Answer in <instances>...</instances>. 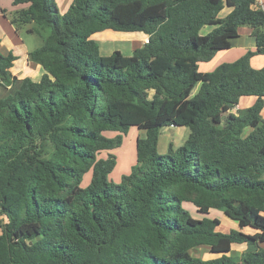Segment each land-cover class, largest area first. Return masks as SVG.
Masks as SVG:
<instances>
[{
    "label": "trees",
    "instance_id": "obj_1",
    "mask_svg": "<svg viewBox=\"0 0 264 264\" xmlns=\"http://www.w3.org/2000/svg\"><path fill=\"white\" fill-rule=\"evenodd\" d=\"M11 1L23 6L15 31L48 34L27 53L38 81L13 75L16 56L0 53V264H264V66L249 63L264 55V11L254 0H72L62 15L55 0ZM240 26L254 50L199 71ZM105 29L148 39L102 56L91 35ZM249 95L252 106L230 112ZM168 126L190 132L158 154ZM129 127L144 135L112 183L107 151ZM219 211L239 229L220 231ZM233 244L246 246L240 257ZM200 246L218 255H194Z\"/></svg>",
    "mask_w": 264,
    "mask_h": 264
},
{
    "label": "rangeland",
    "instance_id": "obj_2",
    "mask_svg": "<svg viewBox=\"0 0 264 264\" xmlns=\"http://www.w3.org/2000/svg\"><path fill=\"white\" fill-rule=\"evenodd\" d=\"M71 0H55L56 6H57V10L59 15H62L67 8L62 9L65 5H67ZM71 3V2H70ZM12 6V5H11ZM18 9L21 8H17V9H9L6 12V17L8 19V21L10 20V18L12 17V15H14V12ZM228 12V8L224 7L219 16L220 17H224L226 15V13ZM13 27V25H12ZM26 26H24L23 28H20L17 30V34L18 36L21 37V39L24 41L25 46L28 47V49H34L39 47L43 41H44V37L48 34V30L43 31L42 35H38V34H34V33H27L26 32ZM242 27V26H240ZM211 30L210 26H205L201 29V34H206L207 32H209ZM111 32L113 30H110ZM115 32V31H113ZM118 33L121 37H114L112 35V37H114L115 39L111 40V38H107L105 37V35H96L94 38H92L93 40H95V42L98 45L99 48V54L100 55H109L111 48H107V45H111V47H113V45H116L115 47L118 46V44H125L122 41L124 40L125 35L130 37L129 39L131 41L139 40V37H137V35L139 34V32H116ZM123 37V38H122ZM0 39H2V36H0ZM3 40V39H2ZM112 41V42H111ZM120 47V46H118ZM123 53H125L124 51H122ZM126 55V54H124ZM129 56V55H128ZM240 57V56H239ZM17 76V75H15ZM22 78V77H19ZM246 132L248 131V129L246 128L245 130ZM189 128L187 126H168V127H163L160 129L159 132V136H158V141H157V153L158 154H167L168 153V149H169V145L171 144V149L172 151H175L179 146L183 145V143L185 142V140L188 137L189 134ZM116 133L112 132V131H106L103 133L104 136L106 137H112L114 136ZM144 135V131L141 129H138L137 127H129V129H127V131L123 134H121V143L118 147H115L114 149H111L107 152L111 153L112 155H114L115 158V166L112 169V171L110 172V174L108 175V180L112 183H118L121 179V177L125 174H127L130 171V168L132 165L135 164L136 161V157H135V143H136V139L137 137H142ZM106 151L102 152L98 157H106ZM83 179H82V185H87L89 180H90V176H91V172H87L83 175ZM189 212L196 217L197 214H195L194 208L192 207H187ZM264 215V214H263ZM209 217H214L213 214H210ZM216 217V216H215ZM218 218L220 220V225H219V229L222 232H227L228 229H239L237 222L226 217L225 215L222 214V212H218ZM243 232H250L247 229H243ZM243 248L245 249L246 246L244 244H238V245H233L232 249H231V255L235 256V257H240L244 251ZM193 254L200 256L203 259H209L212 257L217 256L218 254L216 253H211L208 249V247L205 246H200L197 247L195 250H193Z\"/></svg>",
    "mask_w": 264,
    "mask_h": 264
},
{
    "label": "crops",
    "instance_id": "obj_3",
    "mask_svg": "<svg viewBox=\"0 0 264 264\" xmlns=\"http://www.w3.org/2000/svg\"><path fill=\"white\" fill-rule=\"evenodd\" d=\"M72 1V0H71ZM70 1V2H71ZM70 2L65 5L62 9L68 8L70 5ZM12 5V6H11ZM23 7L22 5H13L11 0H0V36H2V39H0V53L7 54L8 52H11L13 55L16 56V59L13 62L12 67L10 68V71L13 75H17V77H30L34 81H38L44 72L42 67L39 64H35L31 61H28L27 59V53L29 50L27 46H25L24 41L21 39L20 36H18L17 31H15L14 27L10 24L6 17V12L9 9H17ZM67 10V9H66ZM111 29H105L99 32L94 33L91 35V38H94L96 35H105L107 38H111V40L115 39L114 37H121L116 32H122V31H115L111 32ZM139 32L137 37H139V40H133L131 41L128 37L125 35L124 40L122 41L123 44H118L120 47H115L116 45H107V48H111V51L109 53L112 54L114 51H119L121 54H126L125 56L131 55L135 48L140 47L142 44H144L148 36L144 34L143 32ZM31 34V33H30ZM112 35L114 37H112ZM238 37L234 38L231 41V47L224 51H218L211 60L207 62H200L198 64L199 71H211L214 67H216L218 64L223 62H232L239 58V56H242L246 51L248 50H254L255 48V40L252 36V29L248 26H242L238 28ZM123 38V37H122ZM112 42V41H111ZM124 51L125 53H123ZM102 56H108V55H102ZM250 65L255 68L259 69L264 66V55L262 54H255L250 58L249 61ZM256 100L255 96L249 95V96H242L238 104L235 108H233L230 112L236 114L237 112L243 111L250 106L254 104ZM260 115L262 118H264V103L263 107L261 109ZM246 232V231H245ZM235 245V244H233ZM231 245V249L233 247ZM245 249L243 248V251Z\"/></svg>",
    "mask_w": 264,
    "mask_h": 264
},
{
    "label": "built area",
    "instance_id": "obj_4",
    "mask_svg": "<svg viewBox=\"0 0 264 264\" xmlns=\"http://www.w3.org/2000/svg\"><path fill=\"white\" fill-rule=\"evenodd\" d=\"M259 9L264 11V0H254Z\"/></svg>",
    "mask_w": 264,
    "mask_h": 264
}]
</instances>
